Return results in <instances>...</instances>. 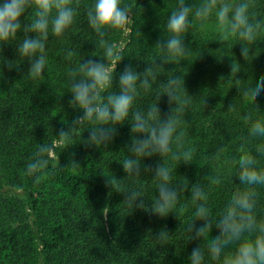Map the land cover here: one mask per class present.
Wrapping results in <instances>:
<instances>
[{
	"label": "trees",
	"instance_id": "trees-1",
	"mask_svg": "<svg viewBox=\"0 0 264 264\" xmlns=\"http://www.w3.org/2000/svg\"><path fill=\"white\" fill-rule=\"evenodd\" d=\"M90 2L78 0L76 21L65 36H49L48 65L41 79L32 80L26 75L29 65L24 60H18L20 66L11 72L3 70L4 60L0 57V264H206L211 255L207 231L216 223L215 211L224 203L226 192L255 191L256 215L264 218V185H241L235 167L238 155L246 148L254 150L256 143H238L240 131L253 119H264V92L254 94L253 100L238 83L245 73L264 74V26L249 36L247 50L239 47L238 39L230 38L225 47H233L232 58L225 56L223 60L212 55L222 46L216 42L219 33L190 30L184 38L191 49L186 61L180 67H156L152 90L142 91L135 104L146 111L148 104L155 103V92L167 75L185 76V87L193 98L179 115L186 133L184 146L193 150V159L191 164L178 165L168 157L166 163L173 170L174 182L183 181L189 187L198 183L207 193L213 216L208 228L203 229L194 216L196 203L191 201L190 192L182 194L172 215L161 219L141 209L131 211L124 204L122 192L105 187L103 171L127 181L120 162L130 154L129 122L118 126L114 141L106 149L79 143L82 136H88L86 128L76 127L70 134L72 146L56 135L61 129L67 131L80 115L68 106V73L84 58L99 60L90 54L102 52L96 48L97 38L87 26L86 6ZM134 2L136 15L131 31L109 37L122 59L110 91L119 92V75L125 68L143 72L148 63L156 66L160 53L154 47L164 38V20L175 0H167V5L165 0ZM256 2L264 5V0ZM19 35L23 37L22 32ZM68 51L72 52L70 57ZM2 55L8 60L18 59L12 44L3 46ZM221 77H231L232 83ZM16 82L18 86L11 89ZM252 105L261 113H246L245 109ZM159 107L162 116L170 114L166 96L161 97ZM43 143L54 149L48 153V164L29 172L28 165ZM73 159L80 166L68 167ZM142 163L154 170L162 161L154 156ZM217 165L224 168V176L213 175L212 168ZM258 167L264 170V157H258ZM151 178V173L145 174L142 169L138 183L146 197L155 198ZM134 183L137 181L125 182L122 190ZM148 198L145 202L150 205ZM105 207L107 218L102 214ZM162 231L168 237L163 245L155 242ZM198 233L205 253L196 260L190 256L189 238ZM235 248L236 244H230L224 254ZM224 254L213 256V264H223Z\"/></svg>",
	"mask_w": 264,
	"mask_h": 264
},
{
	"label": "clouds",
	"instance_id": "clouds-1",
	"mask_svg": "<svg viewBox=\"0 0 264 264\" xmlns=\"http://www.w3.org/2000/svg\"><path fill=\"white\" fill-rule=\"evenodd\" d=\"M135 7L134 0H91L86 6L87 26L97 38L96 48L102 52L100 55L90 54L99 57V60L84 58L77 68L68 73V93L71 94L68 106L74 111L78 110L80 115L71 122L67 131L61 129L56 135L61 140H68L72 146L70 142L73 137L70 134L76 127L86 128L88 136H82L79 143L89 148L106 149L114 141L118 126L129 122L132 140L127 151L130 154L120 162L127 174V181L117 179L112 172L106 174L103 171L105 187L122 192L124 204L131 211L141 209L161 219L172 215L182 194L190 192L191 201L196 203V221L207 229L213 216L207 193L198 183L189 187L183 181L174 182L173 170L166 163L168 157L178 165L191 164L193 159V150L184 146L186 133L181 127L179 115L190 106L193 98L185 87V76L182 73L167 75V80L161 82L155 92V103L148 104L146 111L144 108L137 109L135 104L142 91L152 90L153 82L157 79L156 67L164 68L163 65L167 64H178L180 67L181 62L186 61L184 58L190 55L191 49L185 45L184 38L191 33L190 30L204 31L209 21L214 19L219 33L216 42L222 46L212 55L220 60L225 56L232 58L233 47H225L230 38L238 39L243 51L249 49V36L258 27L264 26V5L256 0H175L164 20V38L154 47L160 53L156 66L148 63L143 72L134 67L125 68L119 75V92L110 91L122 59L109 37L113 33L123 32L126 35L131 31ZM79 8L78 0H0V57L4 60L3 70L6 68L11 72L20 66L18 60H24L29 65L26 75L30 79L44 77L48 65L46 49L49 36H65L76 21ZM21 32L22 38L19 35ZM9 44L15 45L17 60L3 57V46ZM67 55L70 57L72 52L68 51ZM221 80L232 83L231 77H221ZM238 83L251 94L253 100L254 94L264 92V74L252 76L245 73ZM17 86L18 82L11 89ZM163 96L168 98L170 106L167 116H162L159 107ZM253 105L245 112L255 110L261 113ZM236 139L240 144L256 141L254 150L246 148L235 160L240 184L249 188L264 185V170L258 167V157H264V119H253ZM53 150L51 145L41 144L36 157L28 165L29 172L45 168L48 153ZM154 156H159L162 161L157 163L154 170L143 165L146 158ZM78 166L79 163L73 159L68 167ZM142 169L143 173L152 175L155 198L146 197L138 183ZM212 173L222 177L225 170L217 165L212 168ZM133 180L137 183L122 190L125 182ZM145 198L150 200V205ZM106 208L102 210L105 218L108 214ZM256 209L255 191L226 192L224 203L215 211L216 223L207 231V247L211 255L207 257L206 264H213L212 257L224 254L230 244H236L235 251L223 255V264H264V218L257 217ZM198 235L189 238L192 243L190 256L196 260L205 253V246L197 238ZM167 239L165 231H162L155 242L163 245Z\"/></svg>",
	"mask_w": 264,
	"mask_h": 264
},
{
	"label": "rangeland",
	"instance_id": "rangeland-1",
	"mask_svg": "<svg viewBox=\"0 0 264 264\" xmlns=\"http://www.w3.org/2000/svg\"><path fill=\"white\" fill-rule=\"evenodd\" d=\"M203 32H206V33H218V31L216 29V26H215L214 19L211 20V21H209L208 26H207V29L204 30Z\"/></svg>",
	"mask_w": 264,
	"mask_h": 264
}]
</instances>
